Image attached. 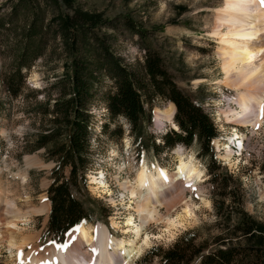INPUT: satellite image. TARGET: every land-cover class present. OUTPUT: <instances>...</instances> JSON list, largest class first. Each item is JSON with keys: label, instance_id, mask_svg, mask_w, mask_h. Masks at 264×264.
I'll return each instance as SVG.
<instances>
[{"label": "rangeland", "instance_id": "obj_1", "mask_svg": "<svg viewBox=\"0 0 264 264\" xmlns=\"http://www.w3.org/2000/svg\"><path fill=\"white\" fill-rule=\"evenodd\" d=\"M77 1L83 7L102 10L104 15L114 19L117 27L107 32L112 31L113 36L110 37L112 49L125 62L137 66L142 61L146 47L158 50L167 71L177 85L194 100L200 102L216 124L217 131L226 136L229 130H234L232 123L223 122L224 117L220 113V110L229 107L228 99L233 96L234 91L211 83L215 77H221V72L214 53L217 41L207 32L210 31L212 24L213 11L221 5L223 0ZM124 15L131 17L140 30L127 28L122 22ZM12 39L10 34H0V172L2 171V180L10 183L8 191L12 198L17 199V205L23 206L22 196L28 195L31 204L38 206L42 201L41 197L46 199L45 202L50 201L48 186L53 180L52 168L56 160L47 157L43 147L36 148L35 145L40 119L33 109L43 97L41 92L34 97L33 90L48 85L62 73L63 56L59 47L52 50L50 46L45 56L36 58L29 68L22 69L25 73L23 90L16 96H10L1 81V73H5L14 65L15 48ZM199 78L202 81L195 82ZM168 100L159 95L156 96L153 101V110L156 106L166 108ZM230 104L232 108L236 107L235 103ZM145 105L148 104L145 103ZM91 111L93 113L89 152L91 162L85 174L86 186L73 192L86 201H88L87 197L96 198L98 203H93L96 208L102 205L109 210L108 214L104 215L99 208L97 212L92 213L93 219L90 220L100 221L95 224H86L92 225L94 229L104 224L114 239L126 236L127 241L134 237L132 233H123L125 220L132 213V209L128 205L129 198L121 195L115 176H118L120 180L124 178L132 180L136 170L143 163L149 166L153 164L164 166L169 172H174L178 162L177 154L170 148L161 150L159 153L150 148L138 149L129 124L121 116L108 126L116 132L120 131L119 136L112 137L101 127V122L106 117L105 104L97 100L91 106ZM258 125L259 127L235 125L238 129L247 132L249 138L247 145L241 158L233 157V163L230 166L229 162L228 166L221 162L219 170L223 172L227 170L237 178L242 191L240 204L247 213L255 218L264 219V118ZM146 129L151 134L159 133L160 130L165 131V127H159L152 122L146 125ZM146 139L149 140V137ZM157 140L158 138L155 137V141ZM182 145L185 149L182 147L180 151L192 156L198 166L205 171L203 181L198 185L202 190L197 192V190L186 189V199L194 205V216L184 225H179L171 234L167 232L159 234L163 227L155 223L149 224L147 227V231L151 233L149 244L134 256L131 264H158L159 256L149 257L145 254L147 250L157 243L166 247L188 230L195 233L196 242H207L208 249L240 240L241 233L234 230V222L236 223L239 216H232L230 220H225L215 211L213 199L217 200V197L209 181L211 172L207 166V157L198 152L197 138L193 137L190 144L182 143ZM32 156H35L40 163L31 164L26 168V158ZM16 172H25L26 182L23 186L19 184L21 180L12 179V175ZM63 173L69 174L68 166L64 168ZM101 173L104 174L103 178L100 177ZM93 174H98L96 180L92 178ZM203 199L209 203L206 204ZM49 203L51 206V202ZM180 208L181 202L172 208V214ZM161 211L165 212V209L161 208ZM30 217L28 227L36 236L34 245L37 251H43L54 242L65 243L67 235L64 237V243L51 242L54 239L50 238L51 233L47 229L49 212L46 217L43 214H31ZM112 217L117 224L111 223ZM90 220L87 221L93 222ZM28 251L29 247H26L24 253ZM12 258L15 257L12 256ZM10 259L7 247L0 245V264H8Z\"/></svg>", "mask_w": 264, "mask_h": 264}, {"label": "trees", "instance_id": "obj_2", "mask_svg": "<svg viewBox=\"0 0 264 264\" xmlns=\"http://www.w3.org/2000/svg\"><path fill=\"white\" fill-rule=\"evenodd\" d=\"M113 20L102 10L83 7L77 0L0 2V34H10L15 48L13 67L1 73L10 96L23 90L22 69L45 56L50 46L52 50L59 47L63 56L62 73L48 85L33 90L34 97L40 92L43 97L33 109L40 119L35 145L43 147L46 156L56 160L53 180L48 186L51 202L48 232L60 238L74 223L83 218L93 219L92 213L99 208L104 215L109 212L102 205L98 208L93 205L98 203L96 198L87 197L86 201L73 192L86 186L85 174L91 162V106L100 100L106 106V117L101 122L103 131L112 137L119 136L120 131L108 126L123 117L138 149L150 148L159 153L177 142L190 144L196 137L198 152L207 157L211 172L209 181L217 197L213 199L216 213L225 220L239 216L234 222V230L241 233L239 241L208 249L207 242H196L195 233L188 230L166 247L152 245L145 254L158 255V264H264V219L247 213L240 204L242 191L237 178L227 170H219L221 165L211 144V138L217 134L215 123L200 102L177 85L158 50L146 47L137 66L114 52L112 31L107 32L117 27ZM122 22L127 28H139L127 15L122 16ZM158 95L175 104L178 130L170 128L156 134L147 131L153 101ZM67 166L68 175L63 173Z\"/></svg>", "mask_w": 264, "mask_h": 264}, {"label": "bare ground", "instance_id": "obj_3", "mask_svg": "<svg viewBox=\"0 0 264 264\" xmlns=\"http://www.w3.org/2000/svg\"><path fill=\"white\" fill-rule=\"evenodd\" d=\"M207 33L217 41L214 53L221 72V77H215L211 83L234 91L228 103H235L236 107L229 106L220 113L233 124L258 125L262 120L261 106H264V7L258 0H223L213 11L212 24ZM200 81L202 79L199 78L195 82ZM174 110L172 101L166 108L156 106L153 110L155 123L167 120L177 128L172 119ZM243 136V133L237 136L238 142ZM221 139L213 141L225 147L220 156L232 164L230 145L226 143L231 138ZM181 149L180 146L173 149L178 158L174 172H169L164 166L143 163L132 180H120L115 176L121 195L129 198L128 205L132 209L125 220L123 233H132L134 237L127 241L126 236L114 239L104 224L94 229L92 225L80 222L68 233L64 244L54 242L43 251H37L34 245L36 236L28 227L30 216L43 214L46 217L50 201L45 202L46 199L41 197V203L34 206L29 196L23 195V206L17 205V199L12 198L8 191L10 183L2 180L1 171L0 245H5L10 253L8 264H131L134 256L149 244V224L163 227L159 234H171L194 216V205L186 199V189L202 190L198 185L203 181L205 171ZM37 163H40L39 160L32 156L26 158L25 167ZM12 176V179L21 180L19 184L22 186L26 182L25 172H16ZM92 178L96 180L94 175ZM180 202V210L172 214V208ZM204 202L209 203L206 199ZM111 223L114 225L117 221L112 217ZM26 247L29 251L24 253ZM119 254L123 257L122 261L115 262L112 258Z\"/></svg>", "mask_w": 264, "mask_h": 264}, {"label": "snow or ice", "instance_id": "obj_4", "mask_svg": "<svg viewBox=\"0 0 264 264\" xmlns=\"http://www.w3.org/2000/svg\"><path fill=\"white\" fill-rule=\"evenodd\" d=\"M258 2L260 3L262 7H264V0H258ZM260 115H261V118H264V106H261ZM257 127H259V125H257Z\"/></svg>", "mask_w": 264, "mask_h": 264}]
</instances>
